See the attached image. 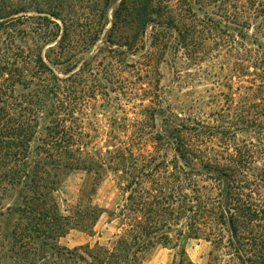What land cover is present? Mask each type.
Listing matches in <instances>:
<instances>
[{"label": "trees", "instance_id": "16d2710c", "mask_svg": "<svg viewBox=\"0 0 264 264\" xmlns=\"http://www.w3.org/2000/svg\"><path fill=\"white\" fill-rule=\"evenodd\" d=\"M168 1L120 0L110 32L128 29L134 41L149 24H168L151 16L158 14L157 4L166 9ZM108 4L109 0H0V26L33 9L60 19L62 38L68 27L61 13L91 7L104 16ZM258 52L244 59L259 79L255 83L251 78L243 86L250 91L244 96L247 104L224 114L227 119L213 130L183 120L171 122L166 133L151 135L158 145L172 142L174 155L167 160L157 152H137L138 135L112 141L113 148L104 154L72 149L81 142V131L63 123L69 118L62 117L57 105L45 107L34 89L20 97L10 92L15 84L24 85L18 63L29 57V51L13 53L19 59L10 62V50L0 51V69L8 74L0 91V264H143L148 250L170 245L172 237L210 241V255L221 257L224 264H264V52ZM242 60L236 56L233 70L247 74ZM37 61L49 69L40 55ZM250 97L262 102H249ZM182 131L197 136L218 133L221 142L202 148L183 137ZM239 132L248 138H239ZM63 169L96 177L74 203L61 201L56 194ZM106 169L117 175L122 196L117 210L93 201L96 180ZM103 213L108 220H117L118 231L110 245L68 248L58 243L73 228L92 232ZM175 246L184 253L183 244L175 242ZM179 264L192 263L182 257Z\"/></svg>", "mask_w": 264, "mask_h": 264}, {"label": "rangeland", "instance_id": "374dc122", "mask_svg": "<svg viewBox=\"0 0 264 264\" xmlns=\"http://www.w3.org/2000/svg\"><path fill=\"white\" fill-rule=\"evenodd\" d=\"M119 2L109 0L104 16L91 7L61 13L68 27L62 38L60 19L33 9L0 26V51L10 50L9 62L19 59L13 53L29 51V57L18 63L24 85L15 84L10 92L20 97L34 89L45 107L57 105L62 117L69 118L63 123L81 131V142L72 149L104 154L113 148L112 141L138 135L137 152H157L172 159V142L158 145L152 134L166 133L164 129L171 127V122L183 120L191 125H209L213 130L221 119H227L224 114L248 103L244 96L250 91L243 86L249 85L251 78L255 83L259 79L244 59L252 51L264 52V0H169L166 9L157 4L158 14H151L168 24L151 23L134 41L128 29L110 32ZM44 16L54 22L48 23ZM99 18L102 25L98 26ZM49 35L52 38L46 41L43 37ZM37 55L50 70L38 66ZM238 55L247 74L233 70ZM7 76V70L0 69V91L5 89L2 84ZM249 102L262 100L250 97ZM181 134L202 148L217 147L221 142L218 133ZM238 137L248 138L244 132ZM95 178L83 170L63 169L56 194L61 201L74 203L81 189ZM96 181L93 201L117 210L122 196L116 173L106 169ZM116 226L117 220H108L103 213L92 232L73 228L58 243L68 248L110 245L118 231ZM175 242L183 244L184 253L180 247H173ZM211 248V242L203 238L181 241L172 237L170 245L159 244L148 250L143 264H179L182 257L192 264H224L221 257L210 255Z\"/></svg>", "mask_w": 264, "mask_h": 264}]
</instances>
